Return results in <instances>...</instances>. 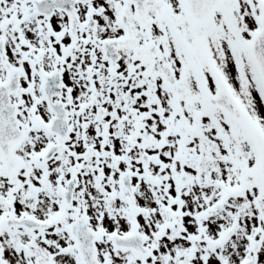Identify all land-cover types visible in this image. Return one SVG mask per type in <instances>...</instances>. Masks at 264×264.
<instances>
[{
  "label": "snow or ice",
  "instance_id": "1",
  "mask_svg": "<svg viewBox=\"0 0 264 264\" xmlns=\"http://www.w3.org/2000/svg\"><path fill=\"white\" fill-rule=\"evenodd\" d=\"M0 264H264V0H0Z\"/></svg>",
  "mask_w": 264,
  "mask_h": 264
}]
</instances>
